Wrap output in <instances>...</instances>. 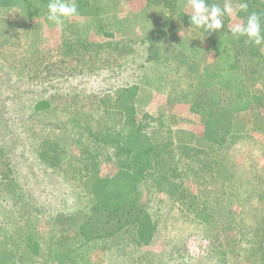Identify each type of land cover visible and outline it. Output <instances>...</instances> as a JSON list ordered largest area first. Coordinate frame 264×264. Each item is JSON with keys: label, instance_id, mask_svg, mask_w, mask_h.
Segmentation results:
<instances>
[{"label": "rangeland", "instance_id": "rangeland-1", "mask_svg": "<svg viewBox=\"0 0 264 264\" xmlns=\"http://www.w3.org/2000/svg\"><path fill=\"white\" fill-rule=\"evenodd\" d=\"M221 1L233 9L227 26L242 23V0ZM79 2L77 15L58 27L47 19L50 0H0V264H222L221 245L226 264H259L248 251L259 239L248 231L264 228V114L247 112L217 147L189 111L196 79L213 59L199 28L187 23L190 1L177 0L173 13L146 0ZM157 10L175 24L172 36L153 35ZM150 45L157 60L146 59ZM132 84L136 120L161 157L137 189L155 233L147 245L133 229L85 243L75 227L53 219L80 222L93 202L88 184L121 168L114 140L124 134L121 115L99 99ZM39 101L48 107L35 111ZM107 132L112 140H97ZM46 140L60 148L53 168L37 157ZM160 176L174 195L156 189ZM203 207L205 223L194 215Z\"/></svg>", "mask_w": 264, "mask_h": 264}, {"label": "trees", "instance_id": "trees-1", "mask_svg": "<svg viewBox=\"0 0 264 264\" xmlns=\"http://www.w3.org/2000/svg\"><path fill=\"white\" fill-rule=\"evenodd\" d=\"M146 1L154 8L163 7L172 13L177 3V0ZM219 1L205 0V3L209 7L213 4L221 7ZM75 2L78 9L80 2L79 0ZM241 2L248 4L246 17L244 16L241 24H246L248 15L256 12L260 15L261 34L264 35V0ZM183 16L178 14V20L185 23L186 19ZM157 18L153 22L152 29L155 37L172 36L177 31L171 18L159 10H157ZM222 20L223 27L219 30L204 32L199 28L203 38L212 47L213 59L201 69L189 105V111L198 115L204 129L215 136L214 144L217 147L225 145L237 134L239 125L237 121L247 112L255 111L257 116L264 114V90L259 88L264 84V54L260 51L262 43L255 45L250 41L246 42L248 41L246 36L233 35L232 28L227 26L226 14ZM187 23L191 25L188 20ZM147 52V61L158 59L159 53L153 45L147 48ZM137 95L138 87L132 84L108 90L100 97L99 103L104 110L115 111L121 115L124 134L117 137V140L114 139L118 152L124 156L121 168L114 176L105 178L102 183L94 180V183L88 184L93 202L80 222L76 221L75 216L64 214L54 216L55 223L75 227V234L85 243L105 240L128 229H133L139 244L147 245L154 236L155 225L150 215L137 203L139 194L137 189L139 184L148 179L149 174L156 171L153 165L161 162L159 161L161 157L156 156L155 143L136 120ZM47 107L46 101H39L35 104L34 110ZM97 140H112V134L108 132L99 134ZM37 157L44 165L53 168L60 161V148L55 142L43 141ZM162 177L157 179L153 177L152 180L158 185L157 190L165 186L168 191L171 189L168 186L172 183ZM194 215L198 221L207 222L205 207L196 211ZM248 235L259 239L258 244L251 245L248 251L262 260L259 264H264V228L250 227ZM30 241L28 237L26 239L28 246H31ZM35 246L36 243L32 242V247L29 249L35 251ZM227 254L229 250L221 245L219 259L222 264H226Z\"/></svg>", "mask_w": 264, "mask_h": 264}, {"label": "clouds", "instance_id": "clouds-1", "mask_svg": "<svg viewBox=\"0 0 264 264\" xmlns=\"http://www.w3.org/2000/svg\"><path fill=\"white\" fill-rule=\"evenodd\" d=\"M190 5L193 10L190 17L191 25L203 29L204 32L221 29L223 27L222 17L233 11L230 4H225L223 8L216 4L209 7L205 0H190ZM47 7V19L54 22L58 27L62 25V18L77 15L75 0H50ZM238 7L242 11H247L248 4L242 2ZM231 32L233 35L246 36L248 38L246 42L250 41L255 45L264 42V35L261 34L260 15L256 12L248 15L246 24H235Z\"/></svg>", "mask_w": 264, "mask_h": 264}]
</instances>
